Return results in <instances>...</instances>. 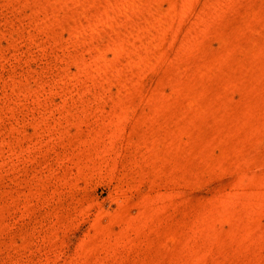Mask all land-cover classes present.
<instances>
[{
    "label": "rangeland",
    "instance_id": "1",
    "mask_svg": "<svg viewBox=\"0 0 264 264\" xmlns=\"http://www.w3.org/2000/svg\"><path fill=\"white\" fill-rule=\"evenodd\" d=\"M0 264H264V0H0Z\"/></svg>",
    "mask_w": 264,
    "mask_h": 264
}]
</instances>
